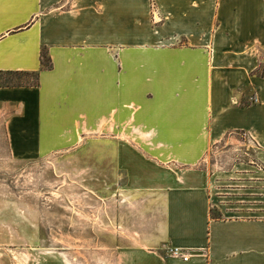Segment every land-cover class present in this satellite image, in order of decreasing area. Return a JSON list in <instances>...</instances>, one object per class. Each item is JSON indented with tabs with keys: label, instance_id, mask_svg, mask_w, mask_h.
I'll return each instance as SVG.
<instances>
[{
	"label": "crops",
	"instance_id": "1",
	"mask_svg": "<svg viewBox=\"0 0 264 264\" xmlns=\"http://www.w3.org/2000/svg\"><path fill=\"white\" fill-rule=\"evenodd\" d=\"M263 52L264 0H0L10 155L76 154L105 134L89 160L105 163L119 205L106 264H264V206L215 203L199 166L242 134L262 168L223 191L264 186ZM35 73L38 85L5 84Z\"/></svg>",
	"mask_w": 264,
	"mask_h": 264
},
{
	"label": "rangeland",
	"instance_id": "2",
	"mask_svg": "<svg viewBox=\"0 0 264 264\" xmlns=\"http://www.w3.org/2000/svg\"><path fill=\"white\" fill-rule=\"evenodd\" d=\"M263 72L264 65L259 70ZM36 82L34 76H21L5 84ZM243 90V104H251L255 92ZM7 118L0 110V264H106L108 214L113 212L115 217L119 205L111 191L106 192L105 163L89 160L91 154H105L101 139L105 134L87 140L91 145H82L76 154L56 153L39 161L17 162L8 148ZM256 150L242 134L209 150L199 166L210 174L215 203L264 206V186H244L247 191L243 193L223 191L235 190L249 180L242 178L248 174L247 166L262 168L254 157ZM213 216L223 214L215 210Z\"/></svg>",
	"mask_w": 264,
	"mask_h": 264
},
{
	"label": "built area",
	"instance_id": "3",
	"mask_svg": "<svg viewBox=\"0 0 264 264\" xmlns=\"http://www.w3.org/2000/svg\"><path fill=\"white\" fill-rule=\"evenodd\" d=\"M170 252H171L172 256L175 258L182 259L185 262L189 261V257L187 255H184L183 251L180 249H171Z\"/></svg>",
	"mask_w": 264,
	"mask_h": 264
},
{
	"label": "trees",
	"instance_id": "4",
	"mask_svg": "<svg viewBox=\"0 0 264 264\" xmlns=\"http://www.w3.org/2000/svg\"><path fill=\"white\" fill-rule=\"evenodd\" d=\"M43 68H44V69H51V68H52L51 61H48L47 64H45V65L43 66ZM28 76H34V77H36V79H37L38 74L35 73V74L28 75ZM263 76H264V72H263ZM36 85H38V82H36ZM248 105H249V104H243V103H242V107H243V108L246 107V106H248Z\"/></svg>",
	"mask_w": 264,
	"mask_h": 264
}]
</instances>
